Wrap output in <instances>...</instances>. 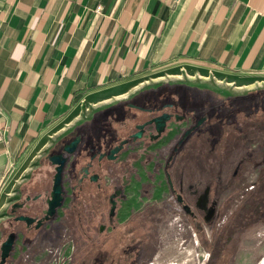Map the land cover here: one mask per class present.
<instances>
[{
  "label": "rangeland",
  "instance_id": "374dc122",
  "mask_svg": "<svg viewBox=\"0 0 264 264\" xmlns=\"http://www.w3.org/2000/svg\"><path fill=\"white\" fill-rule=\"evenodd\" d=\"M136 83L120 111L109 112L113 118L105 113L92 121V105H79L78 119L91 122L77 153L67 155L63 201L53 221L25 241L18 235L4 264H264V76L174 60L137 76L131 87ZM147 109L177 119L158 136L144 127L141 138H130ZM67 129L48 132L52 141L28 184L51 175L44 158L69 142ZM124 139L114 159L89 161ZM90 162L102 189L85 179L74 189L77 171ZM21 170L8 172L0 212L18 196Z\"/></svg>",
  "mask_w": 264,
  "mask_h": 264
},
{
  "label": "crops",
  "instance_id": "0c3cea01",
  "mask_svg": "<svg viewBox=\"0 0 264 264\" xmlns=\"http://www.w3.org/2000/svg\"><path fill=\"white\" fill-rule=\"evenodd\" d=\"M174 60L264 76V0H0V193L12 167L28 180L51 134L82 141L133 79Z\"/></svg>",
  "mask_w": 264,
  "mask_h": 264
},
{
  "label": "flooded vegetation",
  "instance_id": "af4514ba",
  "mask_svg": "<svg viewBox=\"0 0 264 264\" xmlns=\"http://www.w3.org/2000/svg\"><path fill=\"white\" fill-rule=\"evenodd\" d=\"M138 109H143V108L138 107ZM154 110L155 111L152 112L151 109H147V112L151 111L150 115L141 123L135 124L134 131L129 135L130 138H132L133 134H135L137 131H141V132L139 136L135 138H141L145 131L144 127H149V129L147 130V133H149V136L154 137L156 135L155 130H154L153 118L163 113H166V111H164L163 109H160V110L154 109ZM166 114L169 115V118L165 122V127H166V124L171 119L173 120L177 119L176 114H172V113L169 114L168 112ZM137 125H142V126L140 129H138L136 127ZM72 139L73 138H71L70 140ZM113 146H115V144L112 145V147ZM110 148H108V150ZM106 154L104 153L100 159L98 155L95 156V154H93L94 157H96V160L93 161V158H92L93 155H91L89 156V161L92 160V162L96 165L97 163L100 162L102 158H105L104 156ZM99 155L101 156V154ZM44 159H46V161L49 163V166L51 168V175L48 178L45 177L46 178L45 180L43 179V181L37 182L36 183L37 186L36 185L34 186L32 184L30 185V183L28 184L26 181L19 187L18 196L8 204V211H7L5 218L3 219L4 221L3 227H5V230H4V235L2 237L0 236V244L6 239V237L9 234L13 235V243L17 239L18 235H20L21 241L22 240L25 241V238L26 236L29 235V233L38 231L41 227L45 225V223H49L50 221L54 220V217L57 213L56 210L58 209V207H60L61 204L55 208L54 213L51 216L46 215L47 200L49 199V192H50L51 184H52V176L54 173V169H53L54 165L50 163L47 157ZM85 165H87V170H88L87 175H85V180L89 182V184H93L95 189L101 190L102 188L100 184V175L98 174V172H96V170L95 171L93 170V168L91 167L92 166L91 162ZM79 171L80 169L77 171V173ZM80 175L81 174L77 175V178L74 180V184L72 185L73 188L77 190L80 188V184L84 180L82 179L80 183L78 182ZM123 180H124V177L122 176L121 181ZM25 186L27 187V189ZM113 192L114 194H119L120 189L114 188ZM64 196L65 195L63 192L61 203L63 201ZM12 247H13V244H12ZM7 258L8 257H5L4 260L0 259V264H4Z\"/></svg>",
  "mask_w": 264,
  "mask_h": 264
},
{
  "label": "water",
  "instance_id": "95a60500",
  "mask_svg": "<svg viewBox=\"0 0 264 264\" xmlns=\"http://www.w3.org/2000/svg\"><path fill=\"white\" fill-rule=\"evenodd\" d=\"M169 115L166 113H163L155 118H153L154 122V130H155V136H158L165 128V122L168 120ZM200 121L198 120L196 124H198ZM142 125H137L136 127L138 129L141 128ZM190 131V129L186 130L183 137ZM141 131H137L135 134H133V137H138ZM79 142V137L75 136L71 141L68 143H65L62 145L60 148L59 152L51 154L47 156V159L50 161L51 164L54 165V173L52 176V184H51V189L49 192V199L47 200V211L46 215L51 216L54 213V210L56 207H58L61 204L62 200V195H63V188L61 185V177L62 173L64 171V167L68 164L67 162V155L77 153L76 151V146ZM125 143V140H122L118 145L111 147L107 154L104 156L106 159H114L117 152L120 150L122 147V144ZM80 151V149H79ZM82 152V151H81ZM79 154V152H78ZM75 160L71 161L69 163V168H71L70 164L73 165ZM68 166V165H67ZM88 170H87V165H83V167H80V171L78 174H81L79 177V183L82 181V179H85V175H87ZM96 176V175H94ZM177 200L181 201V198L179 195H177ZM109 213L112 214L114 207H115V201L110 198L109 200ZM183 208L185 211H188V206L183 205ZM48 218V217H47ZM13 244V235L9 234L6 239L0 244V259L4 260L5 257L8 256Z\"/></svg>",
  "mask_w": 264,
  "mask_h": 264
}]
</instances>
